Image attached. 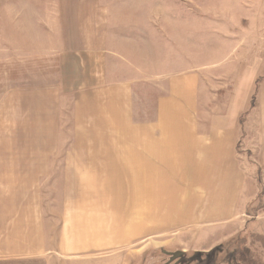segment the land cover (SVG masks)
Masks as SVG:
<instances>
[{"label": "rangeland", "instance_id": "obj_1", "mask_svg": "<svg viewBox=\"0 0 264 264\" xmlns=\"http://www.w3.org/2000/svg\"><path fill=\"white\" fill-rule=\"evenodd\" d=\"M184 22L190 59L182 64L172 41ZM185 71L200 77V130L238 128L237 141L224 139L233 143L222 155H236L233 170L240 179L230 177L226 157L202 172L197 164L191 183L177 173L176 184L198 191L195 182L204 176L208 199L193 195L180 203V191L174 201L156 206L157 214L130 202L134 187L119 188L121 203L106 204L95 216V230H103L106 244L94 251L63 247L61 202L72 190L66 193L68 185L54 171L45 178L34 170L41 148H64L65 133L88 130L86 120L79 124L87 111L75 106L77 88L131 82L136 116L148 120L163 93L159 79ZM8 89L16 100V133L8 134L7 108L1 107L0 162L10 148L29 149L33 171L17 172L15 185L0 186V264H203L219 248L218 264H242L233 256L239 244L264 264L263 234H250L252 223L236 232L242 220H264V0H0V104ZM234 180L240 185V216L193 218L202 210L199 200L230 195ZM77 187L74 193L80 194L83 188ZM93 190L89 194L102 191Z\"/></svg>", "mask_w": 264, "mask_h": 264}, {"label": "crops", "instance_id": "obj_2", "mask_svg": "<svg viewBox=\"0 0 264 264\" xmlns=\"http://www.w3.org/2000/svg\"><path fill=\"white\" fill-rule=\"evenodd\" d=\"M179 28L180 36L175 42L172 41L175 45L173 54H176V57L179 55L182 64H185L190 59V56L187 58L185 56L189 46L185 41V35L189 29L186 22ZM93 75L100 76L102 73L96 72ZM159 83L163 86V93L156 100L155 117L148 120L136 116L131 82L94 84L86 89L77 88L75 106L77 110L87 111L86 115H79V124L82 125L86 120L88 130L65 133L64 138L69 143L64 148L40 149L38 154L40 162L34 171L45 173V178L46 173L54 171L57 173L56 179L63 181V186L68 185L65 187L66 193L72 190V196L61 202L64 205L61 211L60 244L63 247H71L68 250L94 251L106 244L107 239L103 230L99 232L95 230L98 221L95 216L104 212V205L121 203L119 201L121 199L115 196L119 188L134 187V201L130 202L139 205L143 212L157 214L156 206L174 201L173 197H179L180 191L181 194H185L180 203L192 198L193 195L207 198L204 193L208 179L204 176L195 182L198 191H185L180 184H176L177 173H184L182 180L189 179L191 183L190 173L198 170L197 164L202 172L208 163L213 166L221 162L223 164L226 157L233 173L230 177L240 179L239 172L233 170L236 155L234 157L231 153L222 155L225 149H232L233 143L224 142V139L237 141L238 128L227 133L200 130V119L195 114L197 107L201 105L197 101L200 90L199 75L191 71L173 73L162 80L160 78ZM10 91L8 89L7 97L3 98L0 109L6 106L10 124L8 134L14 136L16 100L13 94L10 98ZM23 118L26 119V116ZM27 119L29 123V117ZM237 120L238 118L236 123ZM31 155L29 149L23 150L22 153L8 149L7 158L0 162V186L15 185L20 178L17 172H32L33 165L28 159ZM197 155L200 156V160L195 162ZM49 162H53V169L51 167L49 169ZM234 182L230 195L221 192L223 197L221 199L199 200L202 210L193 218L219 220L225 219L228 213L238 214L236 210L241 203L240 185L237 180ZM77 186L85 191L82 189L80 194H75L74 189L78 188ZM90 187L93 192L96 187L102 191L98 195L89 194ZM123 200L127 203L126 200L131 198L127 196L126 200ZM191 200L193 204L197 202V199ZM109 209L112 210L110 205ZM98 218L103 221V218ZM260 220L259 216L242 220L243 223L241 227H237L236 232L252 223L254 227L250 234L264 236V220ZM110 242L113 244V239ZM115 242H120L117 237Z\"/></svg>", "mask_w": 264, "mask_h": 264}, {"label": "trees", "instance_id": "obj_3", "mask_svg": "<svg viewBox=\"0 0 264 264\" xmlns=\"http://www.w3.org/2000/svg\"><path fill=\"white\" fill-rule=\"evenodd\" d=\"M257 238V237H256ZM246 247V248H245ZM240 246V244L237 246V248L234 250L233 252V256L234 258L241 262L242 264H260L256 261L255 257L253 256V254L251 253V250L249 247L247 246ZM221 249L219 248L218 250H213L209 253H207V257L208 259L206 261H204L203 264H218L216 262V258L217 256H215V254L217 252H220Z\"/></svg>", "mask_w": 264, "mask_h": 264}, {"label": "water", "instance_id": "obj_4", "mask_svg": "<svg viewBox=\"0 0 264 264\" xmlns=\"http://www.w3.org/2000/svg\"><path fill=\"white\" fill-rule=\"evenodd\" d=\"M179 256H181V254L180 255H175V258H178ZM195 257H199V254H197Z\"/></svg>", "mask_w": 264, "mask_h": 264}]
</instances>
